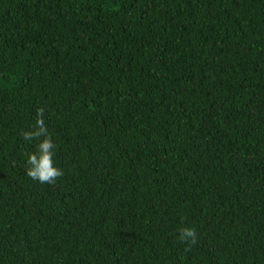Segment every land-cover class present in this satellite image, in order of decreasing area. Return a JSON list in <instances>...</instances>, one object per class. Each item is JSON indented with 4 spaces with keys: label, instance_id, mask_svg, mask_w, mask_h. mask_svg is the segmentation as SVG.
Instances as JSON below:
<instances>
[{
    "label": "trees",
    "instance_id": "1",
    "mask_svg": "<svg viewBox=\"0 0 264 264\" xmlns=\"http://www.w3.org/2000/svg\"><path fill=\"white\" fill-rule=\"evenodd\" d=\"M0 264H264V0H0Z\"/></svg>",
    "mask_w": 264,
    "mask_h": 264
},
{
    "label": "clouds",
    "instance_id": "2",
    "mask_svg": "<svg viewBox=\"0 0 264 264\" xmlns=\"http://www.w3.org/2000/svg\"><path fill=\"white\" fill-rule=\"evenodd\" d=\"M44 108L37 111L36 124L33 131L22 133L24 140L38 141L36 151L27 156L26 173L27 175L42 184H54L56 180L63 176V171L54 164V152L56 147L48 129L42 119ZM43 137V139H41ZM179 241L181 243L195 244L197 242L196 230L192 227H181L179 229Z\"/></svg>",
    "mask_w": 264,
    "mask_h": 264
}]
</instances>
